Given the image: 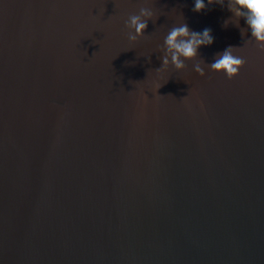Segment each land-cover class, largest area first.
I'll use <instances>...</instances> for the list:
<instances>
[{"label": "water", "instance_id": "95a60500", "mask_svg": "<svg viewBox=\"0 0 264 264\" xmlns=\"http://www.w3.org/2000/svg\"><path fill=\"white\" fill-rule=\"evenodd\" d=\"M193 7L0 0V264H264V53ZM183 22L214 42L157 74ZM228 46L231 81L207 66Z\"/></svg>", "mask_w": 264, "mask_h": 264}, {"label": "clouds", "instance_id": "9594fccd", "mask_svg": "<svg viewBox=\"0 0 264 264\" xmlns=\"http://www.w3.org/2000/svg\"><path fill=\"white\" fill-rule=\"evenodd\" d=\"M214 5L230 13V17L224 20L223 27L227 28L232 24L239 29L242 38L248 36L244 44L255 42L258 50L264 53V0H207V3L205 0H194L192 11L199 14ZM155 20L153 11L147 6H141L138 14L129 15L124 23L129 44L134 45L143 38L148 22L155 23ZM241 21L244 22L243 28L240 27ZM213 42L214 38L209 28L198 32L190 30L185 22L174 25L167 32L160 49L162 63L156 70L157 74L166 72L170 67L175 72H182L186 62L197 59L200 48L209 47ZM240 50L241 47L228 46L207 66L212 73L223 74L231 81L238 76L246 63L242 56L235 54ZM202 65H206L202 59L194 64V72L200 78L205 76Z\"/></svg>", "mask_w": 264, "mask_h": 264}]
</instances>
